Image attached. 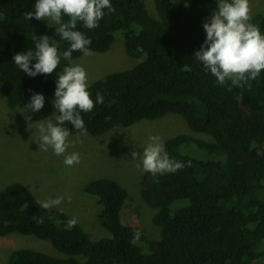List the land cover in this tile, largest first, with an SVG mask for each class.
Instances as JSON below:
<instances>
[{
    "label": "trees",
    "instance_id": "16d2710c",
    "mask_svg": "<svg viewBox=\"0 0 264 264\" xmlns=\"http://www.w3.org/2000/svg\"><path fill=\"white\" fill-rule=\"evenodd\" d=\"M153 1L155 14L144 0H110L115 11L105 9L97 28L78 22L77 30L90 39V51H107L119 34L126 54L141 58L131 68L89 83L94 108L80 113L88 135L174 113L194 133L208 136L167 138L169 156L186 166L156 177L141 174L140 197L155 210L152 222L161 227L159 239L147 238L145 230L124 220L128 192L112 178H92L81 187L100 206V226L108 235L101 230L97 236L77 223L67 229L71 218L66 213L43 209L27 186L13 181L0 189V236L33 235L65 257L15 248L7 264H264V70L256 80L229 91L230 81L218 84L194 57L217 0ZM34 5L35 0H0V87L9 109L23 105L37 122L59 114L56 79L70 62L61 59L52 74L35 77L15 65L14 54L35 50L33 34L48 35L60 52L69 47L55 26L25 19ZM250 23L264 34V12L255 13ZM83 54L73 51L72 60ZM33 93L45 97L37 113L26 107ZM97 93L103 103L95 102ZM65 127L70 136L80 134L70 124ZM189 145L213 159L197 157L187 150ZM41 216L44 223L38 224L34 217Z\"/></svg>",
    "mask_w": 264,
    "mask_h": 264
},
{
    "label": "rangeland",
    "instance_id": "374dc122",
    "mask_svg": "<svg viewBox=\"0 0 264 264\" xmlns=\"http://www.w3.org/2000/svg\"><path fill=\"white\" fill-rule=\"evenodd\" d=\"M144 2L147 9L155 14L154 1ZM249 5L251 18L255 13L264 12V0H249ZM41 21L48 24L44 19ZM140 59L126 54L123 38L116 34L107 51L89 50L88 55L83 54L71 60L69 66L79 64L84 67L89 84L109 72L131 68ZM26 116L23 105L13 109L7 107L0 87V189L10 182L18 181L27 186L40 201L63 198L59 205L52 208L63 211L71 219L74 218L77 224L93 236L101 235V230L104 235L108 234L100 226V206L93 196L84 194L81 189L84 183L97 177H108L119 182L128 192L122 209L124 220L145 230L148 233L147 238L160 237L161 227L152 222L155 210L140 197L143 168L142 165H137L141 164V160L139 157L133 159L131 153L142 152L152 135H159L163 141L180 133L208 138L207 135L194 133L180 115L168 113L155 120H144L125 128L112 129L100 136H70L69 140L75 146H70L66 154L79 153L80 162L67 166L63 155H55L51 147L47 151L40 148V125L46 126L49 120L54 122L56 115L37 122L26 120ZM28 139L31 141L28 142ZM187 150L199 158L213 159V155L190 145ZM66 194L71 196L70 202ZM139 221L141 225H138ZM140 243L143 244V241ZM144 247L146 248V244ZM15 248H29L52 256L65 257L47 240L13 233L0 236V264H7L9 254Z\"/></svg>",
    "mask_w": 264,
    "mask_h": 264
},
{
    "label": "clouds",
    "instance_id": "9594fccd",
    "mask_svg": "<svg viewBox=\"0 0 264 264\" xmlns=\"http://www.w3.org/2000/svg\"><path fill=\"white\" fill-rule=\"evenodd\" d=\"M114 12L110 0H35L34 11H28L25 19H44L48 26H55L61 40L67 41L69 47L63 52L59 51L57 41L48 35L35 36V50L16 53L13 56L15 65L29 77L37 74H52L61 62V59L71 62L73 51L89 54L91 41L84 33L77 30V24L82 23L87 29L99 26L104 16V10ZM64 17L68 19L65 20ZM251 9L249 0H217L216 8L210 19L203 23L206 33L205 40L200 49L194 53L197 61L203 64L205 70L216 78L220 85L230 81L231 87H243L249 81L256 80L264 70V34L258 25L250 23ZM35 60V63L32 61ZM88 77L86 70L79 64L65 66L56 79L54 92L55 108L58 115L55 122L49 120L40 125V148L47 151L51 147L54 154L64 156V163L72 166L80 162L77 152L66 154L74 142L69 140L70 130L65 127L70 124L80 134L87 135V129L81 117V112H89L94 108V101L88 91ZM45 102L40 93H33L30 103L26 105L31 113L39 112ZM96 103H103V96L96 94ZM29 113V112H26ZM26 120L31 116L27 115ZM133 159L139 157L143 171L153 177L165 173H174L183 169V162L172 159L164 147V141L159 135L149 137V142L143 151L131 153ZM191 166V162H187ZM71 200V196L66 194ZM63 198L40 201L39 206L49 210L61 203ZM38 224L44 223V217H34ZM76 220L67 222V229L75 226ZM138 235V233H137Z\"/></svg>",
    "mask_w": 264,
    "mask_h": 264
}]
</instances>
